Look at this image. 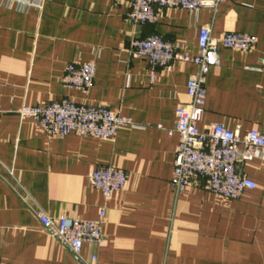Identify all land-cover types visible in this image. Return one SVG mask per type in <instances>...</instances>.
Returning <instances> with one entry per match:
<instances>
[{
    "label": "crops",
    "instance_id": "obj_1",
    "mask_svg": "<svg viewBox=\"0 0 264 264\" xmlns=\"http://www.w3.org/2000/svg\"><path fill=\"white\" fill-rule=\"evenodd\" d=\"M123 0H42L30 12L0 5V264H264V161H239L238 172L257 187L224 200L204 179L176 195L179 136L176 109L189 101L192 62L153 69L132 54V42L159 35L196 55L198 35L239 32L257 38L247 51L219 46L206 78L208 96L200 129L215 123L241 134L264 130V72L250 69L264 55V0H225L201 7L159 9L155 23L128 19ZM73 61H94V85L85 95L63 85ZM63 98L103 105L129 117L114 140L75 133L47 137L24 105ZM100 166L128 175L126 189L106 199L90 183ZM101 245L76 255L45 231L39 213L99 218Z\"/></svg>",
    "mask_w": 264,
    "mask_h": 264
},
{
    "label": "built area",
    "instance_id": "obj_2",
    "mask_svg": "<svg viewBox=\"0 0 264 264\" xmlns=\"http://www.w3.org/2000/svg\"><path fill=\"white\" fill-rule=\"evenodd\" d=\"M129 5L128 19L137 24L155 23L159 9L180 7L195 11L209 7L216 11L225 0H123ZM0 5L23 12L40 8L42 0H0ZM257 43L253 35L226 32L214 37L211 25L203 26L198 35L196 55L182 53L170 41L159 35H150L132 42V54L146 58L150 66L168 68L174 60L194 63L198 70L187 82L189 101L176 109L175 126L170 133L179 136L175 154L171 186L176 195H184L193 181L204 179L207 187L224 200L236 199L247 189L257 187L256 182L238 172L239 161L261 159L264 161V130L251 129L244 134L215 123L200 129L208 90L207 74L219 62V46L247 51ZM251 70L264 72V55ZM96 65L94 61H73L66 67L63 85L87 95L94 85ZM3 109L0 106V113ZM21 119H31L47 137H65L75 133L102 140H114L123 127H135L129 117L103 105L79 103L63 98L49 103L24 105L19 109ZM90 183L103 193L106 199L126 189L128 175L121 169L100 166L92 171ZM105 211H99L97 219H83L60 215L50 217L39 213L42 228L61 245L78 255L85 244L101 245L105 241L103 231ZM96 255L89 264H95Z\"/></svg>",
    "mask_w": 264,
    "mask_h": 264
}]
</instances>
